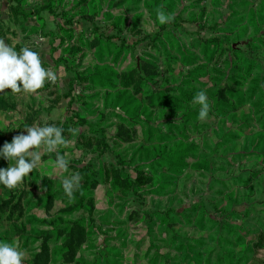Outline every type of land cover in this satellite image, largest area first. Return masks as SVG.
Returning a JSON list of instances; mask_svg holds the SVG:
<instances>
[{
    "label": "rangeland",
    "instance_id": "374dc122",
    "mask_svg": "<svg viewBox=\"0 0 264 264\" xmlns=\"http://www.w3.org/2000/svg\"><path fill=\"white\" fill-rule=\"evenodd\" d=\"M0 39L57 74L0 93V147L44 123L68 141L0 185L22 264H264V0H0Z\"/></svg>",
    "mask_w": 264,
    "mask_h": 264
},
{
    "label": "clouds",
    "instance_id": "9594fccd",
    "mask_svg": "<svg viewBox=\"0 0 264 264\" xmlns=\"http://www.w3.org/2000/svg\"><path fill=\"white\" fill-rule=\"evenodd\" d=\"M156 18L160 23H168L172 17L157 10ZM56 79L57 74L50 67H42L38 52L28 47H22L17 52L0 39V93L5 89H10L12 93H34L43 88L46 81L55 82ZM194 101L200 105L198 118L206 119L210 104L205 91L199 90ZM22 129L25 132L15 135L10 142L5 141L0 147V158L15 162L12 166L0 167V185L7 189L15 188L36 167L41 158L40 153L36 151L39 146L44 145L46 151L52 152L57 145L68 143L62 135L64 129L56 125L44 123ZM69 131L75 135L78 130ZM53 167L66 170L68 162L58 154ZM80 179L79 174H74L62 181L64 194L69 198L73 195V188L79 186ZM24 255L14 242L0 240V264H22Z\"/></svg>",
    "mask_w": 264,
    "mask_h": 264
}]
</instances>
